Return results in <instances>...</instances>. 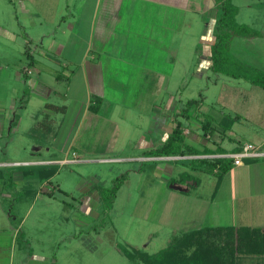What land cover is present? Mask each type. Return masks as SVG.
<instances>
[{
	"label": "rangeland",
	"instance_id": "rangeland-1",
	"mask_svg": "<svg viewBox=\"0 0 264 264\" xmlns=\"http://www.w3.org/2000/svg\"><path fill=\"white\" fill-rule=\"evenodd\" d=\"M259 2L230 0L237 7L235 22L257 21L264 12ZM92 3L0 0V170L7 179L14 170H25L20 161L37 159L31 155L32 147L44 143L47 137L50 146L42 145V158L70 160L56 164V174L42 187L43 192L51 191V197L42 193L33 201V192L26 195L23 189L11 196L2 193L0 212L17 215L15 225L27 211V228H35L40 221L39 230L28 243L25 226H19L16 245L22 240L37 256L57 258L58 264H133L123 250L153 254L168 246L174 235L199 227L248 225L264 235V157L232 166L215 189L217 176L202 172L205 169L197 160H140L145 146L161 145L162 123L171 127V116L180 114L187 100L196 101L198 106L189 107L188 119L176 118L182 122L188 140L195 136L192 142L196 146L195 140H204L201 122L240 113L232 102L244 95L257 98L246 92L250 87L242 79L208 70L217 6L212 0H185L186 8L164 28V37L155 48L138 38L130 44L135 60L130 58L126 66H113V74L104 69L105 88L97 102L92 93L87 95L78 68L73 67L69 73L57 65L62 61L76 63L82 56ZM65 14L67 24L75 23L70 32L60 18ZM52 37L63 46L62 51L57 52L55 47L46 52ZM28 52L36 60L29 66L25 58ZM240 59H245L244 51ZM24 67L32 71L28 78L42 82L40 92L25 81L21 74L27 72ZM144 72L151 84L140 85ZM114 80L117 90L112 87ZM43 103L58 109H44ZM92 104L94 108L90 109ZM259 125L264 128V121ZM258 126L238 116L230 131L213 134L207 141L221 144L225 152L239 143L264 151V132ZM28 129L33 132L28 133ZM14 162L18 165L11 164ZM119 176L123 178L113 190ZM169 182L185 185L186 191L171 189ZM95 190L98 202L91 195ZM85 191L90 195L81 196ZM38 212L46 215L38 220ZM1 218L0 214V223ZM238 235L244 234L239 231ZM246 258L253 260L243 258L239 264H258L264 255Z\"/></svg>",
	"mask_w": 264,
	"mask_h": 264
},
{
	"label": "crops",
	"instance_id": "crops-1",
	"mask_svg": "<svg viewBox=\"0 0 264 264\" xmlns=\"http://www.w3.org/2000/svg\"><path fill=\"white\" fill-rule=\"evenodd\" d=\"M92 5H93L92 15L89 24L88 34L84 40L85 48L83 50L82 56L80 57L79 61H77L76 63L70 64L66 61L64 62L62 61L61 64H57V65H59V67L62 68V70L69 71V73L73 71L72 69L73 67L78 68L80 72V76L82 78V84L85 86L87 95L92 93V96L95 97V99L96 98L98 99L101 98V92L105 88L104 69L106 70L110 69L111 70L110 72L112 73L113 66L119 64L129 65L131 62V60H129L130 58L135 60L136 56L133 57L135 54L130 53V49L132 48L130 44L135 43L136 40H138V38L139 41L144 43H150L151 47L155 48L156 44L159 42L161 37H164L165 34L164 28L169 27L170 21L172 22V20L175 19L177 12L179 13L181 10L183 11V9L186 8V4H185V0H93ZM257 5L264 7V0H260L259 4ZM66 17L67 16L65 14L60 18L61 20H64L63 24L66 25L67 28L66 30L70 32L75 23L72 22L67 24L64 19ZM244 24L247 25L249 28L256 30L259 33V35L251 38H234L231 42L230 52H232L235 59L238 58L239 60V58H241V53L244 51L245 59L242 61L240 59L239 61H241L243 65L255 69L256 71H260L264 74V12L259 14L257 21H250ZM57 26L60 27V24H58ZM60 34H62L61 31ZM41 37L44 38V36L42 35ZM35 40L37 41V39ZM31 41L33 40L31 39ZM39 42L42 43L43 39H40ZM58 44L59 43L55 41L54 37H52V40H49V42L45 47L46 52L52 51L55 47H58L57 52L62 51L63 46ZM127 48L129 52H127ZM27 55L28 57L25 56L26 60L28 61L29 59H31V64H34V62H36L34 57L29 52L27 53ZM141 67H143V64ZM23 69H27V72L25 73V77H24L26 78L25 81L29 80L30 87L36 88V91L40 92V90L42 89L41 87L43 85L42 82L36 79L31 80L30 78H28V76L31 74L32 71L25 67ZM110 72L109 74H111ZM119 72L123 74L122 70H120ZM149 73L151 75L153 72L149 71ZM141 76L142 77L140 78L139 81L140 85L151 84V81L149 80L147 81L146 72H144L143 75L141 74ZM57 77L58 75L55 77V79ZM227 78L234 80V78L231 77H227ZM236 80L239 81L240 78ZM242 81L248 85L247 87H250L246 89V92H248L251 95L254 94L257 98L247 99L246 96L244 95L242 96L240 101H237L235 99L232 102V107L234 108V106H236L235 110L237 109L240 110V113L234 112L233 114L235 117L228 116L229 119H233V122L227 131H230L232 125L237 120L238 116H241V118L247 120V123L256 124V127L259 125V122L264 121V90L250 84L247 80L242 79ZM113 85H115V87L114 86L112 87L115 90H117L116 87L118 85L115 82V80L113 81ZM254 89H259L262 92H258V94H256L257 92L254 91ZM32 95L35 96V98L39 97V99L41 100L43 99V97L39 93H33ZM44 104L45 103H43V107ZM40 120L42 121V118ZM212 123L215 125V123L216 124L218 123V120L217 121L213 120ZM171 127H169L168 123H166L165 126L164 123H162L160 129L163 131L162 132L163 141L170 133ZM215 127H217V129L213 134L215 135L218 134L220 136L219 134V132H221L220 127L216 125ZM258 129L264 132V128H261L260 125L258 126ZM31 130L32 129H28L27 132L29 131L28 133H31L32 132ZM182 134H183V143L186 146L193 148L194 150L197 151L206 149L210 152L211 155H205V156L199 155L192 157L184 156V157H175L171 159H180V158L202 159V158L217 157L219 155H223V154H218V155L214 154L216 153V150L218 148L222 150L224 154L225 153L232 154V152L234 153L236 152L233 151V149H236L238 148V146H240V143L236 144L235 146L230 147L229 152H225V150H223L222 147L220 146L221 144H218L216 141L213 140H211V142L207 141V139L213 138V134L203 137L204 139L203 143L196 142L195 140L194 142L197 143L195 146L193 145L192 142V139H195L193 138L195 137L194 135L191 134L192 137L188 140L185 137L184 131L182 132ZM49 141L50 138L47 137V141H44V143L42 144L36 143L32 147L31 155H33L37 159L20 161V164L24 166H32L31 168H33V170H24V171L14 170L15 172H11V178L7 183L9 184L7 186L8 190L5 189L6 181L0 179V197L2 193L7 194V196H11L16 192L18 193L22 189L26 195L28 193L33 192L32 195L33 201L37 200V197L42 193L47 195L48 197H51V191L43 192L42 187H45L50 182V179L56 174L57 171L55 166L56 164L59 165L67 164L66 162H69L70 160L42 158L40 150L42 149L43 146H50ZM253 146L256 148L258 152L264 153V151L260 150V147H257L256 145ZM145 148L146 150L143 151V153L153 149L152 147L147 148V146H145ZM45 150L48 151L49 148H45ZM263 157L264 156L253 159L257 160ZM147 159H159V158H147ZM167 159H169V157H167ZM167 159H161V160H167ZM244 159H252V158H244ZM244 159H242L241 161H244ZM140 160H143L141 156H140ZM72 161L73 163H75L74 160H71V162ZM11 164L18 165L17 162ZM238 166H240V164L237 165V167ZM29 175L34 176L33 177L34 180L25 179V177ZM38 184L39 186L37 189L36 185ZM185 184L188 185L189 183L186 182ZM190 184L196 186V183L194 184L191 182ZM215 187L216 186L214 185V189ZM170 188L175 191L184 192L186 191L187 187H185V185L183 184L174 183L170 185ZM88 192L89 191L81 192L80 195L88 196L90 195V192L89 193ZM91 195L97 199V202L99 201L96 190L95 192H91ZM0 214L2 216L1 218L2 223H0L2 225L1 226L2 228H0V264H51L55 262L56 264H58L57 258H55L54 260L53 259L54 257L50 258L47 256H43V257L37 256L36 255L37 252H32V249L28 247V245H25V242L22 240L19 245H16V239L18 234L20 233V228L25 226L24 225L25 221L27 219V216L29 215L28 211L24 213L25 215H22L20 222H18V224L16 225L14 221L16 220L17 215H11L12 214L11 211L8 212L1 211ZM45 215L46 214L42 212L40 213L38 212L36 214L38 220L42 219ZM39 224L40 221L36 222L35 228L33 226L31 227L28 226V228L25 226V230L27 231L25 233L27 237L26 238L27 243L31 238L34 237L35 233H37V231L39 230V227H37ZM19 226L20 228H18ZM214 226H221V225H214ZM226 226H234V225H226ZM241 226H247L249 228L253 227L248 225H241ZM23 248L25 249L23 250Z\"/></svg>",
	"mask_w": 264,
	"mask_h": 264
},
{
	"label": "trees",
	"instance_id": "trees-1",
	"mask_svg": "<svg viewBox=\"0 0 264 264\" xmlns=\"http://www.w3.org/2000/svg\"><path fill=\"white\" fill-rule=\"evenodd\" d=\"M212 1L218 8V16L212 26L213 42L208 48V70L234 79L247 80L250 84L264 90V74L243 65L230 53L231 42L234 38H251L258 36L259 33L245 24H237L235 22L237 7L232 5L230 0ZM25 56L28 57L27 53ZM30 64L31 59L28 60L27 65L29 66ZM21 74L25 77L24 71ZM95 100L99 102V99L96 98ZM192 105L198 106L196 101L187 100L184 104L185 108L181 109L180 114L171 116L173 125L166 139L158 147L144 152L145 155H142V158L211 155L206 149L197 151L183 143V124L176 117L181 118V120L188 119V109ZM93 106L94 104L91 107L89 106V108L93 109ZM43 108L58 109V107L50 104H44ZM232 122L233 119L224 116L218 121L216 126L220 127L222 133H225ZM43 128L42 130L45 132ZM34 129L36 130L37 127ZM216 129L217 127L211 121L200 123V130L202 135H204L202 137L212 135ZM31 131L33 132V129ZM239 149L240 146L233 149V151L238 152ZM214 154L224 153L218 148ZM193 160H197L198 165L205 169V171L202 169V172H213L217 176L216 187L224 174L234 166L232 160L228 158L211 157ZM244 161L253 162L256 160L252 158L244 159ZM31 167L24 166L25 170H33ZM7 177L9 178L7 179L0 170V179L6 181V187L9 185L7 183L11 178V174ZM122 178L123 176H119V178L114 180L113 190H115ZM169 183L174 184V182ZM239 231L243 232V237L238 235ZM122 254L133 264H239V261H242L243 258L253 260L246 257L254 255L262 257L264 255V235L260 234V230L254 227L205 226L174 235L168 246L153 254L137 251L130 253L125 250L122 251ZM258 264H264V260H260Z\"/></svg>",
	"mask_w": 264,
	"mask_h": 264
},
{
	"label": "built area",
	"instance_id": "built-area-1",
	"mask_svg": "<svg viewBox=\"0 0 264 264\" xmlns=\"http://www.w3.org/2000/svg\"><path fill=\"white\" fill-rule=\"evenodd\" d=\"M261 156H264V153L258 152L253 145L245 143L240 146V149L238 152H235L232 154H223L217 157L231 159L232 164L234 166H237L240 164V161L244 158H258ZM171 158H175V157H169V159ZM159 159H167V157L166 158L163 157Z\"/></svg>",
	"mask_w": 264,
	"mask_h": 264
}]
</instances>
